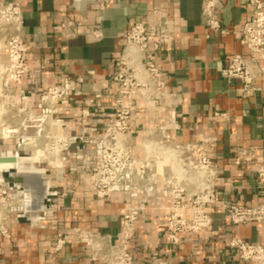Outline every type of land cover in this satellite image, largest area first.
I'll list each match as a JSON object with an SVG mask.
<instances>
[{"label":"built area","instance_id":"2783aa9c","mask_svg":"<svg viewBox=\"0 0 264 264\" xmlns=\"http://www.w3.org/2000/svg\"><path fill=\"white\" fill-rule=\"evenodd\" d=\"M101 23L103 12L112 0H97ZM26 0H0V115L14 114L17 119L0 123V157L25 152L38 153L46 164L42 177L48 181L43 206L14 176L16 167L0 170V235L11 237L10 220L24 219L32 226L52 218L64 205L69 191L54 183L61 175H87L88 190L97 199L122 195L128 205L122 213V229L115 237L80 225L64 229L53 251L59 252L73 241L81 245L90 260L98 264H134L132 246L136 225L148 220L150 213L165 212L169 244L178 248L190 235H199L213 225V208L219 207L235 226L264 225V163L255 176L263 198L256 205L223 201L217 198L216 185L223 169L209 151L215 138L199 145L181 142L169 133L170 117L181 103V95L170 89L162 61L175 44L173 23L166 11L153 9L124 32L121 52L107 78L115 92L109 116L98 134H69V122L60 115L80 95V84L64 77L48 86L35 100L18 95L17 88L30 73L29 56L34 48L25 33ZM250 18L239 27L224 25L218 18L221 0H203V25L208 37L213 34L239 33L247 53H234L222 78L242 82L243 96L261 91L256 84L264 79V0H246ZM84 20L60 15L55 29L66 40L78 35ZM100 38V29L92 31ZM43 116L36 133L27 131L25 122ZM212 117L227 120V111L213 110ZM12 142L13 146L8 148ZM251 149L239 150L234 163L252 161ZM237 257L251 264H264V243L236 236L228 241ZM150 264H173L161 256Z\"/></svg>","mask_w":264,"mask_h":264},{"label":"crops","instance_id":"0c3cea01","mask_svg":"<svg viewBox=\"0 0 264 264\" xmlns=\"http://www.w3.org/2000/svg\"><path fill=\"white\" fill-rule=\"evenodd\" d=\"M218 18L227 26L239 27L250 18L246 0H221ZM97 0H26L25 33L34 46L30 73L17 88L18 95L32 100L59 79L70 77L80 84V95L60 115L69 122V134H98L109 116L115 92L107 78L121 52L124 32L153 9L167 12L176 36L174 47L165 54L162 66L171 90L181 95V103L170 117L169 133L181 142L209 145L211 156L223 169L216 185L219 202L232 201L256 205L262 191L255 173L264 163V79L256 84L261 91L243 96L242 82L222 78L220 70L234 53H247L239 33L213 34L203 25V0H112L97 22ZM60 15H69L85 23L78 35L66 40L55 29ZM102 36L94 38L92 31ZM227 111V120L212 117L213 110ZM12 142L8 148L12 147ZM248 148L252 161L234 163L236 153ZM27 163L18 158L16 164ZM54 183L69 191L64 205L42 226L24 219H11V237L0 235V264H98L86 250L71 241L59 252L53 251L57 238L66 228L80 225L115 237L122 229V213L128 198L115 195L97 199L88 190L87 175H61ZM132 246L134 264H150L161 256L173 264H251L240 260L229 248L236 236L264 243V225L235 226L219 208H213L212 227L199 235H190L178 248L167 239L165 212L157 210L148 220L136 225Z\"/></svg>","mask_w":264,"mask_h":264},{"label":"bare ground","instance_id":"6f19581e","mask_svg":"<svg viewBox=\"0 0 264 264\" xmlns=\"http://www.w3.org/2000/svg\"><path fill=\"white\" fill-rule=\"evenodd\" d=\"M43 119V116L29 118L25 122L27 131L30 133L38 132ZM36 157L38 158L37 155ZM37 163L38 161H34V159L27 163H17L16 170L13 174L17 178V183L24 187L25 193L32 196L37 206L41 207L43 206L48 181L41 176L43 168Z\"/></svg>","mask_w":264,"mask_h":264},{"label":"rangeland","instance_id":"374dc122","mask_svg":"<svg viewBox=\"0 0 264 264\" xmlns=\"http://www.w3.org/2000/svg\"><path fill=\"white\" fill-rule=\"evenodd\" d=\"M1 103V102H0ZM7 119L8 121H10L11 123H15V120L17 119V117L14 116V114H7V115H0V123L3 122V120ZM32 152L31 151H28V152H25L24 155L26 156H31V157H23V156H19L18 158H23L24 162H28V161H32L34 159V161H39L41 162V164H46V161H43V159L39 158V155L38 153L36 154L38 156V158L36 157V155L32 156ZM16 167H17V164H16Z\"/></svg>","mask_w":264,"mask_h":264},{"label":"water","instance_id":"95a60500","mask_svg":"<svg viewBox=\"0 0 264 264\" xmlns=\"http://www.w3.org/2000/svg\"><path fill=\"white\" fill-rule=\"evenodd\" d=\"M16 167V157H0V170L3 168H14Z\"/></svg>","mask_w":264,"mask_h":264}]
</instances>
